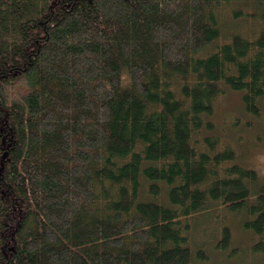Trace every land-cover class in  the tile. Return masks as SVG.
Instances as JSON below:
<instances>
[{"label": "trees", "instance_id": "trees-1", "mask_svg": "<svg viewBox=\"0 0 264 264\" xmlns=\"http://www.w3.org/2000/svg\"><path fill=\"white\" fill-rule=\"evenodd\" d=\"M228 88L264 119V0H0V264H204L216 205L264 254V182L209 119Z\"/></svg>", "mask_w": 264, "mask_h": 264}, {"label": "rangeland", "instance_id": "rangeland-1", "mask_svg": "<svg viewBox=\"0 0 264 264\" xmlns=\"http://www.w3.org/2000/svg\"><path fill=\"white\" fill-rule=\"evenodd\" d=\"M209 119L215 124L213 132L219 136V144L234 148L232 161L257 170L259 181L264 182V119L245 110L241 92L226 89ZM247 218L245 213L227 214L220 205L199 215L192 239L196 249L201 247L209 255L204 264H264V254L252 249L256 234L244 226ZM221 223H227L232 231L230 254L217 247Z\"/></svg>", "mask_w": 264, "mask_h": 264}]
</instances>
